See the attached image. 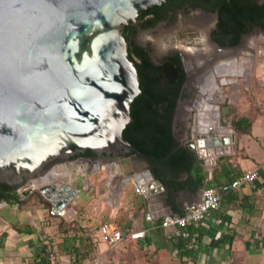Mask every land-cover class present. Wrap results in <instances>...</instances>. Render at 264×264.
<instances>
[{
  "label": "water",
  "instance_id": "95a60500",
  "mask_svg": "<svg viewBox=\"0 0 264 264\" xmlns=\"http://www.w3.org/2000/svg\"><path fill=\"white\" fill-rule=\"evenodd\" d=\"M163 1L0 0V184L15 189L10 195L15 201L37 196L62 209L80 192L77 210H93V199L83 203L81 194L106 185L103 167L87 177L78 174L77 188L52 184L18 191L55 163L88 149L105 155L104 163L112 169L136 153L139 158L133 160L146 170L133 183L142 186L147 198L157 192L153 182L165 190L149 160L123 135L133 121L132 103L141 93V79L122 30L139 10ZM181 108L179 103L175 131ZM184 134L185 145L195 150L190 126ZM233 142L235 147L236 131ZM98 173L101 184L94 185L91 177ZM85 179L91 190H85Z\"/></svg>",
  "mask_w": 264,
  "mask_h": 264
},
{
  "label": "crops",
  "instance_id": "0c3cea01",
  "mask_svg": "<svg viewBox=\"0 0 264 264\" xmlns=\"http://www.w3.org/2000/svg\"><path fill=\"white\" fill-rule=\"evenodd\" d=\"M133 158L139 156L120 162L116 186L105 185V193L100 188L99 212L81 206L75 216L60 218L49 216L51 205L37 196L1 202L0 264H264V108L250 133L238 132L231 153L221 155L212 171L204 167L205 186L197 192L161 191L153 182L157 192L150 197L137 193L134 177L146 165ZM255 169L258 180L224 193L208 219L186 231L160 226L164 216L182 214L187 203L200 200L204 188L230 184ZM102 225L125 234L116 249L96 236ZM180 237L190 241L188 247L179 248Z\"/></svg>",
  "mask_w": 264,
  "mask_h": 264
},
{
  "label": "flooded vegetation",
  "instance_id": "af4514ba",
  "mask_svg": "<svg viewBox=\"0 0 264 264\" xmlns=\"http://www.w3.org/2000/svg\"><path fill=\"white\" fill-rule=\"evenodd\" d=\"M241 1L246 15L242 16L239 28L237 0H164L139 10L122 32L141 83L143 78L160 77V87L171 91L180 88L178 104L185 105L184 109L191 105L201 89L209 86L220 62L236 56L238 47L245 45V40L254 37V33L264 34L254 24L250 6ZM256 2L264 4V0ZM239 29L241 38L236 43ZM247 49L241 52H254ZM184 109L182 123L186 127L188 115ZM78 157L105 161V155L89 149L77 153L75 158ZM14 192L13 188L11 194Z\"/></svg>",
  "mask_w": 264,
  "mask_h": 264
},
{
  "label": "built area",
  "instance_id": "2783aa9c",
  "mask_svg": "<svg viewBox=\"0 0 264 264\" xmlns=\"http://www.w3.org/2000/svg\"><path fill=\"white\" fill-rule=\"evenodd\" d=\"M209 95V91L201 89L194 102L186 106L184 110L188 115V118H186L188 119L186 127L190 126L195 134L193 139L197 144L195 149L197 156L202 161L203 166L212 171L217 166L219 157L226 154L228 149L231 150L234 147L233 133L235 130L231 126L227 127L223 125L220 104L225 102L224 100L226 98L223 88L221 91H216L214 97H209ZM200 103H202L201 106ZM206 103L210 105L209 109H207ZM230 130L231 132H228ZM224 138H228L229 143H215V139L222 140ZM181 139L185 144L188 141L187 135L185 134L181 135ZM107 166L101 159L94 160L84 157L73 158L67 162L55 163L46 174L26 182L18 188V191L21 193L29 189L36 190L42 186L52 184L57 185L59 188L64 185L77 188L75 178L78 174L87 177L90 171H94L100 167H103L105 170L106 185L111 189L117 185L115 182L122 166L120 162L118 164L120 168L118 169H112L111 166ZM258 178L259 170L255 169L244 173L230 184L218 187H206L202 191V198L200 200L194 203H187L183 208L182 214H169L164 216L160 226L162 228L186 229L191 225L201 223L208 219L212 211L220 207L224 193L237 189L245 184H254ZM85 190H91V185L86 179ZM135 190L137 193H144L141 185L135 184ZM79 194L80 192L72 197L71 201L62 209H58L55 204L45 199L44 201L51 205L48 209V215L60 218L75 216L78 213L76 205L80 201ZM100 195L102 196V193ZM92 206L94 212H99L101 209L99 201L97 202L95 198L92 200ZM147 219L153 220V215L147 214ZM96 236L100 240L105 241L110 247H116L125 239V234L121 229L112 228L107 225H102L98 228L96 230ZM93 264L100 263L94 262Z\"/></svg>",
  "mask_w": 264,
  "mask_h": 264
},
{
  "label": "trees",
  "instance_id": "16d2710c",
  "mask_svg": "<svg viewBox=\"0 0 264 264\" xmlns=\"http://www.w3.org/2000/svg\"><path fill=\"white\" fill-rule=\"evenodd\" d=\"M244 2L251 8L254 24L264 31V4L259 5L256 0H244ZM235 5L238 9L239 28L242 16L246 15L245 5L241 0H237ZM240 38L239 29L236 43H239ZM160 85V77L143 78L140 86L142 92L132 103L133 121L128 124L123 135L149 160L152 172L165 187L169 190L185 187L197 192L205 186L207 171L202 166L196 151L181 144L174 129L180 88L171 91ZM155 86L158 88L155 89ZM253 118L254 116L244 115L235 120L233 125L236 131L250 133ZM132 155L138 156L136 153ZM182 175L186 178L181 181ZM12 191L13 187L0 184V202L11 200L9 194ZM188 228L180 230L186 231ZM189 242L180 237L177 245L179 248H186Z\"/></svg>",
  "mask_w": 264,
  "mask_h": 264
},
{
  "label": "rangeland",
  "instance_id": "374dc122",
  "mask_svg": "<svg viewBox=\"0 0 264 264\" xmlns=\"http://www.w3.org/2000/svg\"><path fill=\"white\" fill-rule=\"evenodd\" d=\"M254 40L253 45L257 51H260V44L264 43V34H253ZM260 36V37H259ZM260 39V40H259ZM246 42H250V39H246ZM259 48V49H258ZM255 53V52H254ZM257 60V58H256ZM257 64V65H256ZM259 62L255 61V65L252 68V75L249 76L247 73L244 75H230L228 77H219V84L223 78L228 79L230 82L224 83L222 86L224 94L226 95L225 102L221 104V113H222V121L223 125L233 128L235 131V127L233 122L238 118L249 115L256 116L257 114L262 112L264 108V68L258 66ZM263 70V71H262ZM232 79V80H231ZM237 93V94H236ZM185 106V105H184ZM182 104L181 114L178 118L176 133L179 139H181V135L184 134L186 129L184 122L182 123V111L184 109ZM183 125V129L181 130V126ZM238 132L236 131V136ZM234 149V147H233ZM232 149V150H233ZM102 177V173H98L97 175L91 177L94 185L101 184L100 180ZM78 186L80 189H83V180L79 178L77 180ZM103 190H105V185L100 186ZM99 190H93L90 195H86L85 192L81 194V199L83 203H86L93 198L97 199L99 203L102 200ZM124 200L128 196L127 192L124 195ZM88 213V212H87ZM91 213H93L91 211ZM110 249H116V247H111Z\"/></svg>",
  "mask_w": 264,
  "mask_h": 264
},
{
  "label": "bare ground",
  "instance_id": "6f19581e",
  "mask_svg": "<svg viewBox=\"0 0 264 264\" xmlns=\"http://www.w3.org/2000/svg\"><path fill=\"white\" fill-rule=\"evenodd\" d=\"M253 38L254 37L249 38L250 39L249 44H248V42H246L245 45H243L242 47L237 49L238 54L236 56H234L232 58H228L227 61L220 62L217 65V67H216L217 74L215 76H213L212 81L209 82V86H207V87H209V89L207 87L205 88L206 90H208L210 92L209 97H214L216 91L222 90V86H220L221 84H224L226 82H230L228 79L223 78L219 84V81H220L219 77H228V76L234 75V74L235 75H244L246 73L249 76H251L253 73L252 68L255 65V61L259 62V65H258L259 67H261L262 69L264 68V43L260 44V51H257L253 45V40H254ZM245 48H248L247 50H254L255 53L254 52L253 53L252 52H248V53L241 52ZM256 58H257V60H256ZM207 103H206V106H207V109H209L210 105H207ZM201 105H202V103H200V106ZM228 132H231V130ZM116 199H118V198H116Z\"/></svg>",
  "mask_w": 264,
  "mask_h": 264
}]
</instances>
